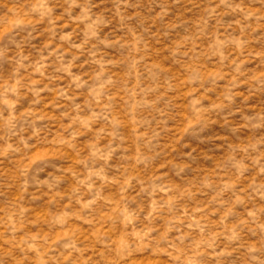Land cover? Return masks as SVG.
<instances>
[{"label": "rangeland", "instance_id": "374dc122", "mask_svg": "<svg viewBox=\"0 0 264 264\" xmlns=\"http://www.w3.org/2000/svg\"><path fill=\"white\" fill-rule=\"evenodd\" d=\"M0 264H264V0H0Z\"/></svg>", "mask_w": 264, "mask_h": 264}]
</instances>
